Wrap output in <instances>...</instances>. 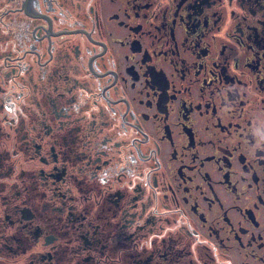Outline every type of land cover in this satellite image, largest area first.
Instances as JSON below:
<instances>
[{
    "label": "flooded vegetation",
    "instance_id": "af4514ba",
    "mask_svg": "<svg viewBox=\"0 0 264 264\" xmlns=\"http://www.w3.org/2000/svg\"><path fill=\"white\" fill-rule=\"evenodd\" d=\"M0 264H264V0H0Z\"/></svg>",
    "mask_w": 264,
    "mask_h": 264
}]
</instances>
